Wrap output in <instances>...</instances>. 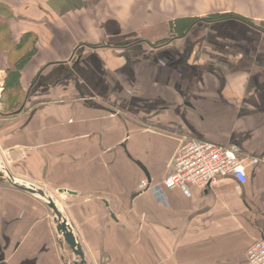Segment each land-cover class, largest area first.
<instances>
[{"label": "crops", "instance_id": "1", "mask_svg": "<svg viewBox=\"0 0 264 264\" xmlns=\"http://www.w3.org/2000/svg\"><path fill=\"white\" fill-rule=\"evenodd\" d=\"M0 5L13 40L32 33L36 49L22 109L0 115V160L17 179L75 192L60 195L88 261L247 264L264 240V0ZM210 14L242 19H198L152 43ZM183 136L259 161L244 184L164 188ZM60 239L42 201L0 185V264H66Z\"/></svg>", "mask_w": 264, "mask_h": 264}, {"label": "built area", "instance_id": "2", "mask_svg": "<svg viewBox=\"0 0 264 264\" xmlns=\"http://www.w3.org/2000/svg\"><path fill=\"white\" fill-rule=\"evenodd\" d=\"M258 161V158L240 154L233 146L183 136L173 155L169 171L162 180V186H194L199 191H205L217 179L227 176L244 184L247 181L246 166L255 165ZM148 186L147 180L143 179L141 189ZM246 260L247 264H264V240H256L247 248Z\"/></svg>", "mask_w": 264, "mask_h": 264}, {"label": "water", "instance_id": "3", "mask_svg": "<svg viewBox=\"0 0 264 264\" xmlns=\"http://www.w3.org/2000/svg\"><path fill=\"white\" fill-rule=\"evenodd\" d=\"M23 105L14 113L19 112ZM0 182L9 184L10 186L26 192L34 197H38L44 201L45 205L49 208L53 215V225L59 236L66 243L68 248L74 255V259L70 263L66 264H91L86 256L84 249L78 241L76 235L73 232L72 226L67 221L66 216L59 210L53 200L51 194L46 189L36 186L32 183H27L23 180L15 178L9 169L0 160ZM60 194H74L75 192L65 189H58ZM114 217V214H111Z\"/></svg>", "mask_w": 264, "mask_h": 264}, {"label": "rangeland", "instance_id": "4", "mask_svg": "<svg viewBox=\"0 0 264 264\" xmlns=\"http://www.w3.org/2000/svg\"><path fill=\"white\" fill-rule=\"evenodd\" d=\"M12 16H13V12L10 9L5 8L3 5H0V27H4V29H5L6 28L5 25L6 24L8 25L7 22H8V20L10 18H12ZM170 35H173V34L168 33L166 37L161 38V39H158V40H154V41H152V43H154V44L161 43L167 37H169ZM9 36H10V38H12V33H11V29H10L9 26H7V29L0 31V70L3 71L4 78H5L6 74H7V71H6L7 66L8 65H11L20 56V54H23V53L26 54V52H28V51L31 50V42H30V40H27L26 42H23L21 44L22 48H20L18 50H15L10 45ZM4 78H3L2 82H1L2 83L1 84V92H2V90L4 88L3 87L4 86L3 85ZM7 83H9V82L7 81ZM17 98L18 99H17L16 104L15 105H12L10 107H8L7 105H4L0 101V112L10 113L19 104L23 105V102L25 100L24 99L25 98L24 92L22 91V93H20ZM107 106H110V105L107 104ZM110 107H112V106H110ZM3 164L6 166V164L4 162H3ZM0 185L1 186H6V187H8V186L11 187L9 184L1 183V182H0ZM44 189H46L47 192H49L51 194L53 200L55 201V203H57V206H59L61 208L62 213L65 215V211H64L63 208H66V206L63 205V202H64V197H66V196L64 195L62 197V195H60V193L58 192V188H54V187L50 188V187H47V188H44ZM35 198H37L38 201H40V202L42 201V203H44V201L41 200L40 198H38V197H35ZM44 206L48 210L49 215H50V218L52 220V217H53L52 212L45 205V203H44ZM65 210H67V208ZM53 227H54V225H53ZM60 240H61V242H62V244L64 246V249L66 250V253L64 252L65 263H70L74 259V255L71 252V250L68 248V246L66 245V243L62 240V237H61Z\"/></svg>", "mask_w": 264, "mask_h": 264}, {"label": "trees", "instance_id": "5", "mask_svg": "<svg viewBox=\"0 0 264 264\" xmlns=\"http://www.w3.org/2000/svg\"><path fill=\"white\" fill-rule=\"evenodd\" d=\"M228 17H235L238 19H242L238 16L235 15H231V14H210L208 16H205L203 18H192V19H188V22L184 25H182V28L180 29L179 24H174V21L171 22L169 24V26H166L167 32L173 34L174 36H182L186 33V31L188 30V28L192 25L193 22H195L198 19H202L204 21H216V20H220V19H224V18H228ZM7 24L5 25V29H7ZM4 27H0V31L5 30ZM169 38H166L164 41H167ZM9 42L10 45L15 49L18 50L20 48H22L21 44L23 42H26L27 40H30L31 42V50L20 54V56L11 64L8 65L6 68L7 74L4 78V82H3V90L0 93V101L1 103H3L4 105H7L8 107L15 105L17 102V97L20 93H22V88L19 84V76H20V71L21 68L24 66V64L33 56V54L35 53V43H34V34L32 33H24L22 34L19 39L17 41H14L13 38H10L9 36ZM163 41V42H164ZM7 81L9 83H7ZM25 95V93H24ZM21 104H19L15 109H13L12 112L7 113V114H13L16 110H18L20 108ZM0 115H3V112H0Z\"/></svg>", "mask_w": 264, "mask_h": 264}, {"label": "bare ground", "instance_id": "6", "mask_svg": "<svg viewBox=\"0 0 264 264\" xmlns=\"http://www.w3.org/2000/svg\"><path fill=\"white\" fill-rule=\"evenodd\" d=\"M246 162V161H245Z\"/></svg>", "mask_w": 264, "mask_h": 264}]
</instances>
